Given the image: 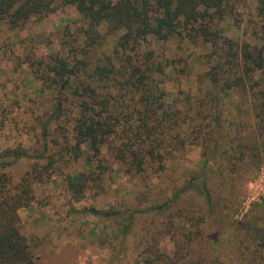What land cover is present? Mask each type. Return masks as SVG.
<instances>
[{"label": "trees", "instance_id": "16d2710c", "mask_svg": "<svg viewBox=\"0 0 264 264\" xmlns=\"http://www.w3.org/2000/svg\"><path fill=\"white\" fill-rule=\"evenodd\" d=\"M68 7L80 25L62 31V51L20 55L0 43V264L38 259L20 212L43 187L78 205L73 214L115 221L125 239L136 206L124 193L98 201L119 172L144 188L137 209L182 219L167 220L170 250L151 246L134 264H264V195L234 218L237 180L264 171V0H0V29L21 32ZM192 147L195 170L182 165ZM80 161L86 171L73 172ZM168 172L178 177L167 199L147 201L149 181ZM187 193L197 200L183 212ZM236 223L239 233L201 244L204 229Z\"/></svg>", "mask_w": 264, "mask_h": 264}, {"label": "rangeland", "instance_id": "374dc122", "mask_svg": "<svg viewBox=\"0 0 264 264\" xmlns=\"http://www.w3.org/2000/svg\"><path fill=\"white\" fill-rule=\"evenodd\" d=\"M77 19L78 15L75 9L68 7L64 12H57L43 21L29 23L26 29L21 32L9 34L6 28L1 27L0 43L4 41L12 44L16 43L18 48L15 49V53L20 55L31 52L34 56H43L49 50L48 48H59V46H62L60 48L62 51V40H66L62 31L68 25L70 27L80 25L78 21L76 22ZM194 87V82H183L179 86V90H194ZM169 89L176 92L173 84L169 85ZM200 156V149L192 147L189 149L186 160L182 162V165L189 169H198L200 168ZM117 169L115 167L116 172H118ZM22 170V168H18L15 172L18 174ZM71 170L73 172L86 171L82 161L72 166ZM176 174L173 172L162 174L154 186L149 181L148 184L152 189V193H148L146 200H156L163 203L167 199L165 191L170 188L172 178L178 177ZM149 178L151 179V175H149ZM139 181L136 177L131 178L119 172L113 176V179L108 180L107 193L98 198L101 206H104L107 202L113 203L119 200L121 193H124L126 196L125 205L136 206L138 211L136 212L134 224L125 239L119 233L120 229L115 221L100 220L89 217L87 214H73L74 210L79 208L78 205L70 203L68 198L60 194L59 191L43 187L37 193L39 204L32 210L20 212L23 234L28 239L35 238L37 240L35 245L39 257L34 264H134L136 259L147 257L148 253L153 250L151 246L158 245L160 249L170 250L172 243L166 236V230H170L169 221L167 220L172 219L176 225H179L182 223V219H174L172 213H169L171 211H168L167 220L163 221V217H154L146 213V206H140V209H137L139 205L133 199L134 195L144 190ZM255 182L259 186L253 185ZM236 185L239 192L241 190L245 192L242 204L240 205L242 197H238L236 201L240 206L234 218L241 221L242 216L250 209L249 204H244L248 197L250 202H261L259 192L264 190V177L259 173L250 181L237 180ZM124 191H129V195ZM224 194L227 195L228 193L225 192ZM196 200L197 195L187 193L180 200L178 208L186 212L188 208L195 207ZM88 203L89 201H87ZM193 211L196 215L197 209ZM194 213L192 212L191 215ZM236 225L238 226H235V229L232 228L229 233L228 231H219L218 234L204 229L201 244L203 246L208 245L217 235L229 237L230 234L239 233L241 230L240 225L238 223ZM121 238L123 241L120 240ZM120 242H123V244ZM120 244L121 246H119Z\"/></svg>", "mask_w": 264, "mask_h": 264}, {"label": "built area", "instance_id": "2783aa9c", "mask_svg": "<svg viewBox=\"0 0 264 264\" xmlns=\"http://www.w3.org/2000/svg\"><path fill=\"white\" fill-rule=\"evenodd\" d=\"M260 173H261V175H263V177H264V171H263L262 169H261ZM253 185H258V184H257V182H255ZM258 186H259V185H258ZM259 194H261L260 197H262V196L264 195V190H261V191L259 192ZM260 197H259V198H260ZM259 198H258V199H259ZM246 203L249 204V205L252 203V202H250L249 197L247 198V200L245 201L244 204H246ZM249 205H248V206H249Z\"/></svg>", "mask_w": 264, "mask_h": 264}]
</instances>
